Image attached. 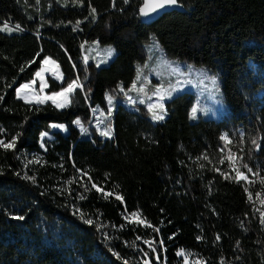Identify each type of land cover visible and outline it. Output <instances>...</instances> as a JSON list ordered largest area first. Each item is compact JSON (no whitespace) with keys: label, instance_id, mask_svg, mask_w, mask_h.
Listing matches in <instances>:
<instances>
[{"label":"trees","instance_id":"16d2710c","mask_svg":"<svg viewBox=\"0 0 264 264\" xmlns=\"http://www.w3.org/2000/svg\"><path fill=\"white\" fill-rule=\"evenodd\" d=\"M140 1L0 0V140L16 137L0 147V264H178L179 250L201 264H264V0H178L182 11L150 22ZM151 34L170 58L217 72L224 118L191 117L186 90L164 100L158 121L143 103L117 100L102 137L90 108L131 85ZM91 40L111 43L113 57L83 61ZM44 56L63 73L46 77L49 90L83 85L67 107L15 94ZM224 129L247 188L222 159ZM41 132L51 135L44 147Z\"/></svg>","mask_w":264,"mask_h":264},{"label":"rangeland","instance_id":"374dc122","mask_svg":"<svg viewBox=\"0 0 264 264\" xmlns=\"http://www.w3.org/2000/svg\"><path fill=\"white\" fill-rule=\"evenodd\" d=\"M1 27L2 26L0 25V28ZM109 48L113 50L115 49L111 43L101 44L97 41L91 40L84 44L83 50H81V57H83V61L85 62L92 59L95 65L101 64L109 61V59L113 57V55L110 57L106 55ZM146 54V59L136 65L137 73H135L133 82L127 89H123V91H121V87H118V91H120L121 94L115 97L108 93H104L105 99L103 104H94L91 106L88 124H91L98 134L101 135V131L104 130L105 126L110 124L108 117H110L111 111L114 109V103L117 100H119L122 105L129 108H136L134 104L137 102H141L146 105L148 110L149 104L156 105L157 107H155L153 111L164 115V100L168 97H172L173 93L176 91L182 90L190 91L192 93L190 102L191 106L189 108V115L191 117L192 108L196 107L197 113L195 118L204 117L210 119L212 118L214 120L224 118L227 104L221 99V91L218 86L219 76L217 75V72H209L208 68L200 64L195 65L191 62L182 61L178 58H170V56L164 54L161 44L156 41L152 34L149 35L146 40ZM38 72L40 73L39 76L36 75ZM62 75L63 73L60 69H58L57 62L49 56H44L42 57L39 66L34 70V76L22 81V83H19L16 90L20 88L22 84H28L30 87L22 90L20 95H18L15 90V94L16 96L21 97L22 100L24 99L26 101L36 102L39 99L51 96L53 93H59L63 88H66L68 84L60 89L49 90V84L46 81V77L49 76L60 82ZM138 76L139 79L137 78ZM212 77L215 78V83H213V80L211 79ZM77 83L81 84L78 81ZM134 83L135 88L132 87ZM42 85L43 90H41ZM141 88H143V91H139ZM261 93V90H251L248 92L247 97L250 99H259ZM109 96L112 97L111 103H109L108 100ZM129 97L131 98V102L129 101ZM161 97H163V99H161ZM55 99L57 101H62L63 97L57 96ZM46 100H50V102L53 103L51 99ZM159 104H163L164 106L162 112L158 107ZM148 113L152 117V113L150 111H148ZM76 121L77 119H75V122ZM51 125L54 127V125L58 126L64 124H60V122H52ZM81 125L83 124L80 122V124H77L76 126L81 130ZM83 127L85 128L86 125L84 124ZM55 128H59L61 131L64 130V127ZM232 128L234 129L236 138H239L242 128L240 126H232ZM227 132L228 131L224 129V131L220 134V139H222ZM50 137L51 135L49 134L42 137L40 146L44 147L42 143L43 139H49ZM232 143L233 139L228 134L226 139H222L221 145H219V149L223 155L222 159L229 164L230 169L235 176H237V171H239L247 177V179H240L244 188H247V183L251 181L252 176L242 170V163L239 160L237 161L235 151L229 147ZM233 146L234 145H232V147ZM178 253H181V250H179ZM180 255L181 259L178 264H185V256L188 258V264L202 263V257L196 252L183 250V254ZM141 263L150 264L148 256H145Z\"/></svg>","mask_w":264,"mask_h":264},{"label":"snow or ice","instance_id":"6c2138e0","mask_svg":"<svg viewBox=\"0 0 264 264\" xmlns=\"http://www.w3.org/2000/svg\"><path fill=\"white\" fill-rule=\"evenodd\" d=\"M124 2L127 3L128 0H124ZM177 3H178V0H143V4H142V6L139 9V13L143 17H149L151 14L157 13L159 10L164 9L167 6H174V5H177ZM95 11H96L95 8H93L92 9V13L94 14ZM19 27L20 26L17 25L16 26V30H19ZM3 28H4V30H7V31H12L13 30V29L9 28L7 23H5L3 25ZM113 52H114V50L109 48L107 50V52H106V55L108 57H110V56L113 55ZM36 75L39 76L40 73L38 72ZM137 78L139 79V76ZM211 79L213 80V83H215V78L212 77ZM29 87H30V85H28V84H22L20 86V88H18L16 90L17 94L20 95L22 93V90L27 89ZM132 87L135 88V83L133 84ZM78 88L82 90L83 89V85L82 84H78L77 81L73 80L71 83H69L67 85L66 88H63L61 90V92L53 93L51 96L46 97L44 99H39L38 102L39 103H44L46 99H51L53 101V103L56 105L57 108L67 107L71 103L70 97H71L72 93H74ZM41 90H43V85L41 87ZM121 91H123V89H121ZM139 91H143V88L139 89ZM57 96H62L63 100L62 101H57L55 99V97H57ZM161 99H163V97H161ZM108 100H109V103H111L112 97L109 96ZM129 101L131 102V98L130 97H129ZM155 107H157V106L156 105H152V104L148 105L149 111L152 113V119L153 120H157V121L158 120H163L164 119V115L163 114L158 113L156 111H153V109ZM158 107H159V109L162 112L163 111V107H164L163 104H159ZM196 113H197V108L193 107L192 111H191V115H192L193 118H195ZM76 123L80 124V121L77 120ZM54 127L63 128L64 126L63 125H58V126L54 125ZM81 130H82V132H87L88 131V129L84 128L83 125H81ZM101 135L105 136V137H110L112 135V131H111L110 125H106L105 126L104 130L101 131ZM41 136L42 137L47 136V133L46 132L45 133H41ZM226 138H227V134H225V136L222 137V139H226ZM15 143H16V137H13L10 142H5L4 140H0V147L4 148L6 150L7 149H13V148H15ZM252 143L255 144L256 141L253 140ZM244 167L247 168V165H245ZM247 171L251 172L252 169L251 168H247ZM26 178L32 179L33 181L35 180L34 177H26ZM236 178L238 180L239 179H247V177L244 176V174L242 172H239V171H237ZM93 187H96V185L93 184ZM97 190L100 191V189H97ZM105 195L107 196V195H110V194L106 193ZM81 198H83V197H81ZM116 198L117 199H122L121 196H117ZM249 199H251V194H249ZM262 203H264V201H262ZM132 215H133V217H136L138 214L137 213H133ZM261 216L264 217V213H261ZM17 218L21 219V220L24 219L23 216H20V217H17ZM81 218H83V217H81ZM138 222L143 223V221H138ZM86 223L92 224L93 221L89 219V220L86 221ZM261 223H264V219L261 220ZM157 231H158V229H157ZM198 239H199V237H198ZM217 239H219V236L217 237ZM145 243H148V241H145ZM179 254H183V250H181V253H179ZM125 264H126V262H125ZM185 264H188L187 256H185Z\"/></svg>","mask_w":264,"mask_h":264},{"label":"water","instance_id":"95a60500","mask_svg":"<svg viewBox=\"0 0 264 264\" xmlns=\"http://www.w3.org/2000/svg\"><path fill=\"white\" fill-rule=\"evenodd\" d=\"M142 4H143V0L140 1L139 8H138L137 12H138L139 17H141L144 20V22L145 21L146 22H150V21L154 20L155 18L157 19L158 15H160L163 11H169L171 9H176V10H181L182 11L185 8V6L183 5V3H180V1H178L177 5L167 6L164 9L159 10L157 13L151 14L149 17H143L139 13V9L142 6Z\"/></svg>","mask_w":264,"mask_h":264}]
</instances>
